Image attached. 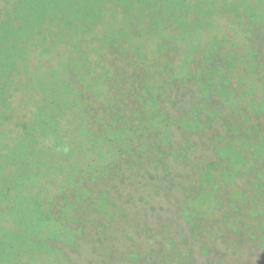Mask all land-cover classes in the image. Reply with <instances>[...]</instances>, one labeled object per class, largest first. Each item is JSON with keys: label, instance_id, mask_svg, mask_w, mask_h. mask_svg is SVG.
I'll use <instances>...</instances> for the list:
<instances>
[{"label": "trees", "instance_id": "1", "mask_svg": "<svg viewBox=\"0 0 264 264\" xmlns=\"http://www.w3.org/2000/svg\"><path fill=\"white\" fill-rule=\"evenodd\" d=\"M253 258L264 0H0V264Z\"/></svg>", "mask_w": 264, "mask_h": 264}, {"label": "rangeland", "instance_id": "2", "mask_svg": "<svg viewBox=\"0 0 264 264\" xmlns=\"http://www.w3.org/2000/svg\"><path fill=\"white\" fill-rule=\"evenodd\" d=\"M246 256H247V255H246ZM250 264H257V262H256L255 258H253V259H250Z\"/></svg>", "mask_w": 264, "mask_h": 264}]
</instances>
